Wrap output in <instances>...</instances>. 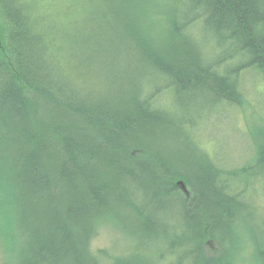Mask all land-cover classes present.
<instances>
[{"label": "trees", "instance_id": "obj_1", "mask_svg": "<svg viewBox=\"0 0 264 264\" xmlns=\"http://www.w3.org/2000/svg\"><path fill=\"white\" fill-rule=\"evenodd\" d=\"M97 1L114 30L101 24L90 44L88 26H77L61 48L45 28L44 0H0V197L13 264H100L90 243L104 216L163 241L166 221L180 223L185 232L154 264H232L235 225L259 206L250 199L264 140L254 136L240 165L217 163L198 126L167 105L191 108L204 95L236 109L260 89L264 0ZM46 9L60 22L67 14ZM101 80L115 92L100 93ZM174 135L192 143L184 168L162 150ZM246 231L264 264V231Z\"/></svg>", "mask_w": 264, "mask_h": 264}, {"label": "rangeland", "instance_id": "obj_2", "mask_svg": "<svg viewBox=\"0 0 264 264\" xmlns=\"http://www.w3.org/2000/svg\"><path fill=\"white\" fill-rule=\"evenodd\" d=\"M58 1L60 5H56ZM44 2L46 5L44 8L45 28L51 32L54 41L61 48L68 45L67 40L70 37L66 36L76 30L77 26H88L87 34L90 44L93 41L97 43L96 40L102 36L101 24L110 30H114L108 16L102 14V5L97 0H44ZM50 5L54 11L65 10L67 12V14L62 15L61 18L65 16L62 22L47 11L46 8ZM73 13L75 14L73 18L77 21L69 25L68 17ZM94 15L99 16V18L93 20ZM254 78V74L247 73L243 81L253 85ZM99 91L111 95L115 92L114 84L101 80ZM251 94L246 93L242 106L236 109L234 105L221 108L217 101H205L204 95L196 98L191 108L174 107L171 104L167 106L175 114L185 113L182 114L181 123L186 119L187 122H192L194 126H198L195 128V134H199L203 139L215 162L240 165L251 155V149L256 147L254 136L257 137V140H264V83L261 82L260 89L251 90ZM259 129H262V133H258ZM192 149V143L179 139L176 135L168 138L162 146L167 158L181 168H184L188 162H192L194 159ZM196 163H200V161L198 160ZM257 187L258 193L250 199L256 208V205H259L254 218L246 216L245 223L239 220L235 225L239 238H237L232 264H258L254 255V244L248 236L246 226H250L255 232L264 231V175ZM4 191L5 189L0 188V195ZM161 199L164 203L171 202L169 198ZM7 210L8 204L3 202L0 197V264H13V260L17 258L13 240L6 237L4 231L5 225H8L4 217ZM171 210L173 208H164L162 215L168 214ZM104 217L97 222V234L90 243V250L99 259L100 264H118L116 262L117 257L123 259H121L123 264H154L156 254L165 251L170 242L175 240V235L181 234L182 236L185 232L180 223L167 220V223L164 224L168 228L167 234L164 233L167 238L163 241L159 238L160 236L157 238L154 235H144V230L137 226L136 221L126 222L120 227L121 225H118L114 217ZM9 225L15 227L13 222ZM155 239H159L160 242L154 244L152 241Z\"/></svg>", "mask_w": 264, "mask_h": 264}, {"label": "water", "instance_id": "obj_3", "mask_svg": "<svg viewBox=\"0 0 264 264\" xmlns=\"http://www.w3.org/2000/svg\"><path fill=\"white\" fill-rule=\"evenodd\" d=\"M178 184L182 187V189H183L184 191H186V188H185L184 184H183L181 181H178Z\"/></svg>", "mask_w": 264, "mask_h": 264}]
</instances>
